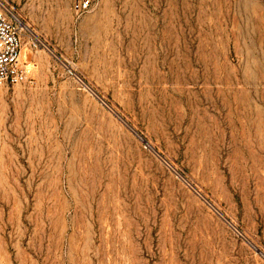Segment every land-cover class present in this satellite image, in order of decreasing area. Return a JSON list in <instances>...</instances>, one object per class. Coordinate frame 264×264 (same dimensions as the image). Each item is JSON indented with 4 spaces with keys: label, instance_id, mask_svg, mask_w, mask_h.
Returning <instances> with one entry per match:
<instances>
[{
    "label": "rangeland",
    "instance_id": "1",
    "mask_svg": "<svg viewBox=\"0 0 264 264\" xmlns=\"http://www.w3.org/2000/svg\"><path fill=\"white\" fill-rule=\"evenodd\" d=\"M4 1L0 264H264V0Z\"/></svg>",
    "mask_w": 264,
    "mask_h": 264
},
{
    "label": "built area",
    "instance_id": "2",
    "mask_svg": "<svg viewBox=\"0 0 264 264\" xmlns=\"http://www.w3.org/2000/svg\"><path fill=\"white\" fill-rule=\"evenodd\" d=\"M75 15L79 18L89 13L96 0H69ZM25 25L14 7L0 0V83L11 85L32 84L30 69L22 59V44ZM40 41L32 46L38 48Z\"/></svg>",
    "mask_w": 264,
    "mask_h": 264
}]
</instances>
